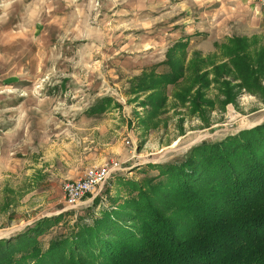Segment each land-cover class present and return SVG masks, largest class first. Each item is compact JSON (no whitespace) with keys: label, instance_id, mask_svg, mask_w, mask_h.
<instances>
[{"label":"rangeland","instance_id":"obj_1","mask_svg":"<svg viewBox=\"0 0 264 264\" xmlns=\"http://www.w3.org/2000/svg\"><path fill=\"white\" fill-rule=\"evenodd\" d=\"M217 3L218 0H0V51L11 55V74L23 69L33 74L32 82L23 81L26 89L48 95L51 104H66L73 110L94 105L101 97L113 98L107 111L109 132L99 129L88 139L78 138L77 151H70H84L87 161L96 163L93 165L104 162L103 155L104 163H117L100 193L86 197L75 208L64 203L63 190L57 187L28 193L25 179H19L11 183L20 185L14 194L10 184L4 181L6 185L1 188L0 183V240L16 237L40 218L64 214L62 222L39 235V242L46 248L56 235L69 233L74 219L94 207L95 198L100 201L96 207L99 211L110 208L112 200L127 197L130 188L122 181L133 179L144 184V178L160 172L152 165L179 160L198 144L222 141L264 122L263 75L259 88H235L230 102H225L215 83L203 89L200 103L191 101L192 97L185 102L175 97L183 89L181 85H189L192 70L188 61L195 57L192 47L201 46L199 52L206 57L221 54L215 44L211 51L213 45L205 43L213 13L219 9ZM38 8L45 14L42 20L49 22L50 28L52 24L57 27L42 63L30 58L33 49L42 43L23 32L36 18L20 17V13ZM255 37L252 47L264 46V31L250 38ZM181 38L189 39V45L184 52L177 50L174 60L183 64L189 78L159 88L153 97L150 92L136 89L143 66L160 63L158 73L170 70L163 61L168 58L169 47ZM220 58L213 57L212 61ZM161 90H165L164 95H159ZM166 203L162 202L161 208L165 209ZM188 223L185 221L184 226ZM20 256L18 251L13 254L16 259Z\"/></svg>","mask_w":264,"mask_h":264},{"label":"trees","instance_id":"obj_2","mask_svg":"<svg viewBox=\"0 0 264 264\" xmlns=\"http://www.w3.org/2000/svg\"><path fill=\"white\" fill-rule=\"evenodd\" d=\"M254 39L230 37L215 44L221 54L213 56L194 52L190 79L174 60L176 51L189 45V39L179 40L163 61L170 70L158 73L160 63L146 66L136 89L153 97L159 88L188 79L177 100L199 102L203 89L215 83L230 102L235 88L261 86L264 46L253 48ZM112 99L101 97L88 113L105 111ZM152 166L158 175L144 178V184L122 181L130 188L127 197L112 200L110 208L97 211L95 198L69 233L56 235L46 248L39 235L62 222L64 214L40 218L16 237L1 239L0 264H264V122ZM165 201L168 212L160 206ZM15 251L21 252L19 259Z\"/></svg>","mask_w":264,"mask_h":264},{"label":"crops","instance_id":"obj_3","mask_svg":"<svg viewBox=\"0 0 264 264\" xmlns=\"http://www.w3.org/2000/svg\"><path fill=\"white\" fill-rule=\"evenodd\" d=\"M218 1L216 5L219 9L213 13L211 29L209 33L206 32L207 35L205 33V43L213 45L210 47L211 51L215 50L214 44L224 43L230 37H251L256 32L264 31V6L256 0ZM30 11L20 13V17L36 18L23 32L29 33L28 36L32 39L37 37V42L42 43L37 49H33L30 57L34 59V63L37 59L42 63V59L46 61V51L53 44V33L57 27L52 24L50 28L49 22L42 20L45 14L39 8ZM182 39L186 40H179ZM201 48L192 47L191 51L199 52ZM10 57V53L0 51L1 188H4L5 183L10 184L9 187L15 188L13 193L17 194L20 185L15 183L11 186V183L25 179V190L28 193L46 192L52 187L62 190L61 186L66 180L82 176L86 168L105 164V155L102 159L104 162L99 161L97 165H93L95 162L87 161L84 151L74 154L70 149L75 151L77 139H88L96 130L109 132L107 125H110L111 120L108 119V108L98 114H89L86 111L92 104L80 106L79 110H73L66 104H51L50 96L25 88L23 81H33L30 71L23 69L20 73L11 74ZM143 67L140 72H143Z\"/></svg>","mask_w":264,"mask_h":264},{"label":"built area","instance_id":"obj_4","mask_svg":"<svg viewBox=\"0 0 264 264\" xmlns=\"http://www.w3.org/2000/svg\"><path fill=\"white\" fill-rule=\"evenodd\" d=\"M264 6V0H256ZM117 163H105L99 167L85 169L82 176L76 179H68L62 184L64 203L68 207H78L88 196L100 193L104 185L109 181Z\"/></svg>","mask_w":264,"mask_h":264}]
</instances>
